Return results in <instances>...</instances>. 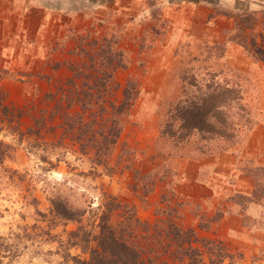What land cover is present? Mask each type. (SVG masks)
<instances>
[{"label": "rangeland", "instance_id": "374dc122", "mask_svg": "<svg viewBox=\"0 0 264 264\" xmlns=\"http://www.w3.org/2000/svg\"><path fill=\"white\" fill-rule=\"evenodd\" d=\"M212 1L0 0V85L7 103L26 109L24 131L35 113H46L51 131L44 143L20 139L4 123L0 130V140L15 146L11 157L0 158V237L16 239L20 253L9 264L64 261L59 240L78 223H53L56 182L66 184L63 194L93 208L117 196L153 226L171 230L175 221L222 241L239 264H264V0ZM82 49L101 59L108 52L106 66L121 64L115 99H123L130 80L139 82L113 154L96 160L83 156L71 136L62 137V120L48 118L45 98L68 89L71 65L87 58ZM219 87L240 98L223 117L236 130L226 149L217 150L221 142L209 134L179 148L159 142L168 102L200 107ZM200 141L210 147L206 154L196 149ZM24 227L32 237L19 240Z\"/></svg>", "mask_w": 264, "mask_h": 264}, {"label": "trees", "instance_id": "16d2710c", "mask_svg": "<svg viewBox=\"0 0 264 264\" xmlns=\"http://www.w3.org/2000/svg\"><path fill=\"white\" fill-rule=\"evenodd\" d=\"M82 53L87 58L71 65L73 76L67 81L68 89L63 85L54 92L45 93L52 107L48 118L62 120V137L71 136L70 139L79 144L83 156L90 160L111 157L124 132L125 118L139 94V82L130 80L124 87L123 99H115L121 88L116 74L121 64L114 68L106 66L108 52L102 53L103 59L86 49H82ZM116 56L124 57L121 50L116 51ZM224 89L213 90L200 107L193 103L183 109L180 100L168 102L161 119L159 142L179 148L194 136L205 139V134H209L221 142L217 150L226 149L236 137V130L223 117L240 98L231 96ZM7 98V91L0 85V130L4 123L12 126L20 139L29 136L37 140L39 137L48 143L51 131L47 129L46 113L39 117L35 113L33 125L24 131L26 109L10 106ZM32 98L37 104V96ZM218 122L222 125L216 124ZM196 149L206 154L210 147L200 141ZM14 151L13 144L0 140V158L11 157ZM63 185L66 184L56 182L50 190L52 206L49 212L53 223L57 226L62 221L64 224L74 222L78 226L70 231L64 230L68 237L59 240L64 258L60 264H177V261L178 264H227V260L229 264H239L218 239L201 238L194 229L184 228L175 221L171 230L166 226H153L117 196L109 195L111 201L108 199L104 205L93 208L87 201L63 194ZM84 196L82 194V198ZM42 216L47 217L43 213ZM22 233L16 234V238L32 237L29 227L22 228ZM72 248H79L81 252L73 253ZM19 255L16 239L0 237V264H9Z\"/></svg>", "mask_w": 264, "mask_h": 264}, {"label": "crops", "instance_id": "0c3cea01", "mask_svg": "<svg viewBox=\"0 0 264 264\" xmlns=\"http://www.w3.org/2000/svg\"><path fill=\"white\" fill-rule=\"evenodd\" d=\"M192 1H194V2H199L198 4H203V3H208V4H215L212 0H192ZM226 2V1H229V0H220V3H222V2ZM239 1H241V0H239ZM237 2V0H234V3H236ZM218 3H219V1H218Z\"/></svg>", "mask_w": 264, "mask_h": 264}]
</instances>
